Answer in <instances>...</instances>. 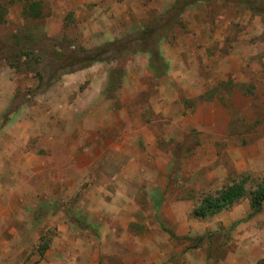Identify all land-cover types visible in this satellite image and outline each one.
Here are the masks:
<instances>
[{
  "label": "rangeland",
  "instance_id": "rangeland-1",
  "mask_svg": "<svg viewBox=\"0 0 264 264\" xmlns=\"http://www.w3.org/2000/svg\"><path fill=\"white\" fill-rule=\"evenodd\" d=\"M23 1L0 0V264H264V0L123 26ZM233 183L235 203L192 213Z\"/></svg>",
  "mask_w": 264,
  "mask_h": 264
},
{
  "label": "trees",
  "instance_id": "trees-1",
  "mask_svg": "<svg viewBox=\"0 0 264 264\" xmlns=\"http://www.w3.org/2000/svg\"><path fill=\"white\" fill-rule=\"evenodd\" d=\"M201 1L203 0H174L166 9V12L169 14H179L186 7ZM23 2H25V0ZM33 6L34 3H28L27 1L26 12L27 15L36 17L39 15V13H37L38 11L34 10ZM90 57L92 58V54H90ZM95 59L92 58L91 60ZM244 193L245 191L242 185L239 183H233L231 185L224 186L215 193L214 197L210 194L201 197L199 202L193 207L192 213L197 217H203L205 215L215 213L235 203L244 195ZM247 197L249 206V213L247 214V217H251L258 212L261 203L264 202V177L261 179V181H259V183L255 185L253 190L250 192L247 191ZM201 239L202 236L197 237L198 241Z\"/></svg>",
  "mask_w": 264,
  "mask_h": 264
},
{
  "label": "crops",
  "instance_id": "crops-1",
  "mask_svg": "<svg viewBox=\"0 0 264 264\" xmlns=\"http://www.w3.org/2000/svg\"><path fill=\"white\" fill-rule=\"evenodd\" d=\"M70 1L72 2V1H77V0H70ZM79 1L84 2V3L85 2L96 3V4L101 3L100 9H102V10L107 9V11H109L108 14H110V18H111L112 22L113 21L120 22L123 26V21L128 22V18L131 14H133L135 16V20H139V18L142 17L141 16L142 14L140 15L141 12H144V11L149 10V9H152L156 12H161L162 10H165L171 4V2L173 0H149V1H147V0H79ZM156 4H158V5H156ZM3 8L6 9L5 7H3ZM108 14L106 16H108ZM105 20H107V18ZM98 24H103V21L101 20V18L99 20H97V24H93V25L98 27ZM125 25L128 26L130 24L125 23ZM136 25L141 26L142 24L136 23ZM95 31H96L95 36L100 37L101 33L98 30H95ZM112 34L113 33L108 34L107 32H104L105 36L102 35V36H104V38H102V39L107 40L109 37L112 38V36H113ZM99 39L102 41L101 38H99ZM79 76H80V74H77V76H76V77H78L77 79H79ZM69 81H70V78H68L67 83L63 82L61 87L62 88H65V87L69 88L70 86H72L71 82H69ZM59 99L62 100L63 97L62 98L59 97ZM56 101H58V100H56Z\"/></svg>",
  "mask_w": 264,
  "mask_h": 264
}]
</instances>
